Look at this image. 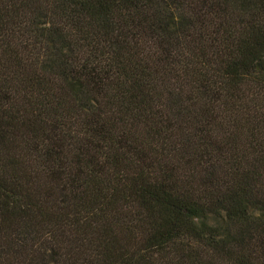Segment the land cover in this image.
<instances>
[{
	"label": "trees",
	"instance_id": "1",
	"mask_svg": "<svg viewBox=\"0 0 264 264\" xmlns=\"http://www.w3.org/2000/svg\"><path fill=\"white\" fill-rule=\"evenodd\" d=\"M0 264H264V0H0Z\"/></svg>",
	"mask_w": 264,
	"mask_h": 264
},
{
	"label": "rangeland",
	"instance_id": "2",
	"mask_svg": "<svg viewBox=\"0 0 264 264\" xmlns=\"http://www.w3.org/2000/svg\"><path fill=\"white\" fill-rule=\"evenodd\" d=\"M252 213H254V214H255L256 212H255V211H253Z\"/></svg>",
	"mask_w": 264,
	"mask_h": 264
}]
</instances>
